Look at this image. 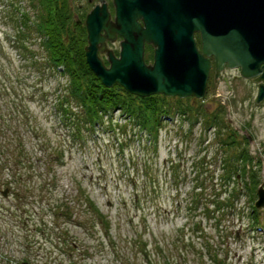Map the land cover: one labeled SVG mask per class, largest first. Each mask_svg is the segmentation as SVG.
I'll return each instance as SVG.
<instances>
[{"label": "rangeland", "instance_id": "1", "mask_svg": "<svg viewBox=\"0 0 264 264\" xmlns=\"http://www.w3.org/2000/svg\"><path fill=\"white\" fill-rule=\"evenodd\" d=\"M68 3L73 16L85 25L84 14L89 9L82 8H86L87 0H74V3L69 0ZM16 5L34 19L29 0H20ZM12 8L10 0H0V96L3 94L0 111L9 114L20 105L11 94L32 102L28 104L29 112L23 108L29 113V123L19 124L17 116L13 122H0V150H4L6 159L16 161L21 159L20 150L23 149L35 163L32 162L30 168L32 163H29L20 171L16 163L11 164L13 172L23 175L27 184H19L12 174L5 175L7 180L12 177L16 184L15 191L4 187L0 192V263L23 264L29 259L32 264H215L204 247L205 242H210L216 245L214 255L221 263L264 264V234L253 233L251 229L256 225L251 219L252 201L242 183L238 185L233 179L227 185L225 173L228 160L230 162L233 156L246 149L253 158L252 163L246 165L251 166L250 171L259 173L260 186H264V101L260 105L256 103L257 86L241 78L238 70L227 69L202 100L182 99L186 105L201 110L200 114L197 119L194 116L188 121V117L176 111L171 121L164 122L158 152L151 149L147 156L150 159L148 167L141 160L146 159L142 151L148 142L146 138L139 137L140 141L125 149L119 135L114 137L109 132L111 116L114 125L127 124L119 110L114 115L106 112L102 119L105 122L103 130H83L82 138L75 139V145L60 107L55 106L58 89L65 87L67 79L50 75L41 84L36 74L25 71L31 60L22 61L10 44L11 37L18 38L16 27L21 18L17 17V23L10 22ZM121 41L119 38L108 43L117 57ZM32 48L38 49L35 45ZM101 57L107 62L105 54ZM146 60L153 62V48H147ZM34 82L41 88L38 89ZM171 100V105L179 103V99ZM215 114H219L218 122L225 125L224 138L220 139L234 140L235 145L221 147L222 143L216 138L219 128L206 125V120ZM228 130L232 135H225ZM18 134L22 135L23 146ZM70 135L74 139V135ZM239 143L243 144V149ZM124 149L126 154L121 152ZM132 155L139 157L134 163ZM232 162L235 166L236 162ZM240 165L241 168L245 166L242 162ZM203 184L205 195L201 194V189L195 190ZM154 185L157 192H153ZM81 189L87 191L100 211L110 216L113 223L110 238L103 240L100 233L97 238H87L78 226L68 224L66 229L70 235L67 238L70 242L81 240L78 243L82 247L69 250L63 243V236L51 245L41 230L46 229L45 225L52 228L56 223L68 221L59 212L68 213L65 205L72 206L69 211L74 221H84L88 217L81 206L83 200H79L82 199ZM5 191H8L6 197L3 196ZM236 191L239 195L243 193L232 207ZM194 192L201 194L197 206ZM37 195L44 199L40 200ZM218 198L224 202L225 210L222 208L221 212L216 207L220 206ZM215 200L216 204L212 203ZM46 201L52 203L51 206L59 205L54 206L59 216L46 213L43 209ZM256 201L257 197L254 203ZM259 217L264 226V208ZM220 219L224 233L215 230L214 225ZM89 226L91 223L87 228ZM199 226L204 238L197 231ZM65 251L74 254L69 258Z\"/></svg>", "mask_w": 264, "mask_h": 264}, {"label": "trees", "instance_id": "2", "mask_svg": "<svg viewBox=\"0 0 264 264\" xmlns=\"http://www.w3.org/2000/svg\"><path fill=\"white\" fill-rule=\"evenodd\" d=\"M14 1L20 2V0ZM68 1L69 0H29L30 6L32 8L31 12L33 13L34 18L32 19L26 10L24 11L17 7V2L12 3V0H10L11 6L13 5L14 7L12 8L11 12L9 11L10 22H12V24L17 23V17H21V21L19 20V26L16 27V29L19 31L18 38L11 37V47L16 51V53L20 55L22 61L31 60L25 71L36 74V78L41 81V84L46 82V77L50 75L54 78H58L60 76L67 79L65 87L58 89L59 93L56 94L57 99L55 106L57 105L60 107L61 116L66 120L69 132L74 135L73 139L72 135L69 133V136L72 138V142H74L75 145V139H79V137L82 138L83 130L86 132L93 130V132H95L98 126L101 125L99 122L102 121L106 112H113L116 109H120L126 119L132 123H127L125 125H114V123H111L112 125H110L109 129L114 132L113 136L119 135V140L125 149L127 147L131 148L134 146L137 140L146 137L148 142L143 146L142 150L146 153V159L142 158L141 160H143L142 162L144 165L148 167L149 165L147 166V164H149L148 160L150 159L147 156L150 155V150L153 149L155 153L158 152L159 134L160 130L163 128V123H161L162 117H169L174 113L175 110H178L185 118L188 117L187 120H191L194 116L195 119H197L201 110H196L193 107L186 105L184 100H179V103L177 106H175L169 104V101L172 100L167 99L164 96L157 95L143 99L125 91L119 85H116L113 88L105 87L102 82L93 74L87 64L85 52L88 44L87 29L83 23L79 24L78 19L73 16V13L71 12V6ZM83 34H85V37H83ZM33 45L37 46V51L32 48ZM149 48L152 49L151 46H148V49ZM34 83L38 88V83ZM11 96L15 101H20L21 103L19 106L23 107L20 108L18 106L13 109V112H10L9 114L1 113L0 111V122L5 124L9 120L13 122L14 118H18L17 120L19 124L25 123V121L29 123V113H25L23 108L25 107L26 111L29 112L30 110L28 108V104L32 101H29V99L26 100L25 97L21 96L19 99L18 95L15 96L11 94ZM0 97H3V94ZM55 108L58 109V107ZM218 121L219 114H215L214 117H209V119L206 120V125L208 128H213L215 126L219 128L216 133V138H218V140H220L222 143L221 147L225 145L229 146L231 144L235 145L236 141L234 140L225 141L220 139L224 138L225 125L224 122L219 123ZM227 132L225 134L226 136H228L229 133L232 135L230 130ZM18 136L19 140H22V135L18 134ZM68 142L71 144L70 141ZM20 143H22V146L24 145L23 140ZM239 145H241L240 149H243V144L239 143ZM83 147L84 145L79 146L78 148ZM125 149L124 151H121L123 154H126ZM3 151V149L0 150V192L4 187L11 191H15L16 182L12 181V177L16 180H19L17 181L19 184L27 183L24 181L23 175H18L19 172H13L14 167L11 165L13 164L12 162L16 163L20 167V171L26 168V165L29 166V163H35V160L31 161V158H29V155H27L23 149L20 150L22 153L21 159H16V161H13L10 158L6 159L5 156H3ZM65 151H67L66 148ZM63 153L64 151L62 154ZM57 157L59 158V156ZM137 158L139 157L132 155L133 163ZM232 161L236 162L235 166L233 165ZM252 161L253 158L250 156L249 151L243 149L240 155L233 156V158L230 159V162L228 160L227 166L225 165L227 169L225 170V173L228 181L226 182L227 185L231 184L233 179L238 181V185L241 183L244 185V192H247L246 195L252 201L250 202L252 204V222L258 224L259 215L254 206V201L257 197V190L261 185V180L258 176L259 173L253 170L250 171L249 169L251 166L246 165L247 162L252 163ZM240 162L245 164L243 168H241ZM33 163L29 166V168L33 166ZM7 173L12 174L10 180L5 178ZM198 188L201 189V194L205 195L206 190L204 184L200 185V187H196L195 190H199ZM80 191L82 199L79 200H83L81 202V206H83L84 212L87 213L88 217H86L84 221H74L73 213L69 211L72 206L70 203H66L67 205L65 206L67 207L68 213L63 214V211L59 212L62 216H66L68 221L66 219L63 223H56L52 228H48L45 225L44 227L46 229L41 230V232L42 234H46V242H49L52 245L57 240L61 239L60 236H63V240H65L63 243L66 244V246H69L67 247L69 250H79L82 245H80L78 242L81 240H71L70 242L67 238V236L70 235V231L66 229L68 224L78 226L79 230H83V233L87 235V238H95L99 233L101 234V239L103 240L110 238V232L112 231L113 227L110 216L105 215L102 211H100L99 206L95 201L91 200V197L86 190L81 189ZM155 191L157 192V186L154 185L153 192ZM242 193L239 195L236 191L235 195H233V203L230 204L232 207H234L235 203L240 200ZM201 194L194 192V196L196 195L194 204H196V206L197 198ZM36 197L40 198V200L44 199L43 196L40 195H37ZM216 200L218 201L217 205H220V208L216 206L218 209L217 211L221 212L222 208L225 210L224 202L221 203L219 198ZM216 200L212 201V203L216 204ZM42 202L44 203V201ZM46 204L47 205L44 204L45 207L43 209H46L47 214L51 215L52 217L59 216V213L56 212L57 210L54 207H59V205H55L53 203L54 206H51L50 204L52 203L47 201ZM208 213L210 214L209 211ZM224 215L226 214L224 213ZM224 215H221L220 217L223 218ZM221 222V219L216 222L214 225L215 230L216 232L224 233V228L220 225ZM89 223H91V226L87 228ZM55 231L57 233H55ZM197 231L201 232L203 238L205 237V234H203L204 232L200 226L198 227ZM214 246L216 247V245H212L210 242H205L204 245V247L207 249V254L209 255L210 260L215 264H224L217 259L216 254L214 255ZM71 251H65L68 253L66 256L68 257L69 255V258H71L74 254H72ZM85 252L86 251H84L83 254H85ZM89 256L91 257L90 254ZM150 263L153 264V262ZM23 264H32V262L29 259H26Z\"/></svg>", "mask_w": 264, "mask_h": 264}, {"label": "water", "instance_id": "3", "mask_svg": "<svg viewBox=\"0 0 264 264\" xmlns=\"http://www.w3.org/2000/svg\"><path fill=\"white\" fill-rule=\"evenodd\" d=\"M114 6L115 19L102 1L85 21L86 61L105 87L119 85L140 98L202 100L213 57L216 79L227 69L239 70L259 85L257 105L264 101V0H114ZM119 38L117 57L108 43ZM147 45L154 48L151 64ZM256 208H264V187Z\"/></svg>", "mask_w": 264, "mask_h": 264}, {"label": "flooded vegetation", "instance_id": "4", "mask_svg": "<svg viewBox=\"0 0 264 264\" xmlns=\"http://www.w3.org/2000/svg\"><path fill=\"white\" fill-rule=\"evenodd\" d=\"M102 1H105V2L108 4V8H109V11H110V13H111V15H112V18L115 19V17H116V10H115V6H114V0H87L86 8H85V7L82 8V6H80V7L82 8V10H83V9H86V10L89 9L88 12H86V13L84 14V18H85V20H86V18H87V15H88V14H89V13H90V12L96 7V6L100 5ZM73 3H74V0H73ZM78 23H79V24H82V21H81V22L78 21ZM196 40H197V43H198V47H199V49L201 50L202 45H201L200 35H199V34L196 35ZM147 48H148V46L146 47V50H147ZM210 60H211L212 68H211V71H210V76H209V80H208V86H207L206 94H208V93L211 91V87H212L213 84H216V85H217L220 76H221L222 73L224 72V71H223V72L221 73V75L219 76V78L216 79L215 60H214L213 57H211ZM235 71H237V70H235ZM238 72L240 73L239 70H238ZM249 81H251V82L254 83L253 80H249ZM254 84H255V83H254ZM255 85L257 86V89H258V90H257V96H258V93H259V85H258V84H255ZM256 98H257V97H256ZM256 101H257V100H256ZM257 195H258V190H257ZM257 199H258V198H257Z\"/></svg>", "mask_w": 264, "mask_h": 264}]
</instances>
